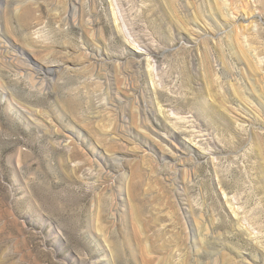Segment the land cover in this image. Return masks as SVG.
<instances>
[{
    "label": "rangeland",
    "instance_id": "1",
    "mask_svg": "<svg viewBox=\"0 0 264 264\" xmlns=\"http://www.w3.org/2000/svg\"><path fill=\"white\" fill-rule=\"evenodd\" d=\"M0 264H264V0H0Z\"/></svg>",
    "mask_w": 264,
    "mask_h": 264
}]
</instances>
